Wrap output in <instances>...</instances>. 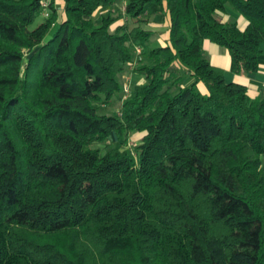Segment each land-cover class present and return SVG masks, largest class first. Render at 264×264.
<instances>
[{"label": "trees", "instance_id": "1", "mask_svg": "<svg viewBox=\"0 0 264 264\" xmlns=\"http://www.w3.org/2000/svg\"><path fill=\"white\" fill-rule=\"evenodd\" d=\"M44 1L0 0V264H264V99L204 49L258 74L264 0Z\"/></svg>", "mask_w": 264, "mask_h": 264}, {"label": "rangeland", "instance_id": "2", "mask_svg": "<svg viewBox=\"0 0 264 264\" xmlns=\"http://www.w3.org/2000/svg\"><path fill=\"white\" fill-rule=\"evenodd\" d=\"M50 3V0H46ZM44 3V2H43ZM125 3L122 2V0H118L116 6L112 9L113 12L115 11H122L123 13L125 12ZM156 8V7H154ZM108 10H101L98 14L96 19H100L103 16L107 15ZM45 11L43 9L41 15L38 18V21L36 22L35 26H38L41 22L45 21L46 19H48L49 17H46L45 15ZM143 19L145 20V23L142 25L143 28H147V29H154L157 30L155 31V36L153 37L152 40V46L151 47H158L161 44V41L164 40L165 37V31L167 29V27H164L163 23H162V18L157 17L155 12L151 10V8L148 10V13L143 17ZM124 22V20H121L119 22V24H122ZM134 24H131V27H133ZM57 26L54 27L55 30ZM116 28V25L113 26V30ZM163 43V42H162ZM208 56V54H207ZM211 60V59H210ZM133 68L134 67H129L126 72L122 75V81L124 83V88H125V97L128 96L130 89L132 88V86L136 83H138L140 81V77L136 76L133 73ZM189 80L186 79L185 83H187ZM141 82V81H140ZM121 108H122V102H115L113 105H102L99 106V113L101 115H107V116H118L120 115L121 112ZM144 135L142 134H135L132 135L128 144L126 146H124L126 149L131 151V154L138 160L137 155L134 152L135 147L140 144L142 138Z\"/></svg>", "mask_w": 264, "mask_h": 264}, {"label": "crops", "instance_id": "3", "mask_svg": "<svg viewBox=\"0 0 264 264\" xmlns=\"http://www.w3.org/2000/svg\"><path fill=\"white\" fill-rule=\"evenodd\" d=\"M62 0H57V2H61ZM155 6L151 7V10L155 12L157 17L162 18V23L164 27H167L165 31L164 40L161 41L162 46L166 45L167 40L169 39V27L170 22L167 19H164L163 16L157 12L158 7L154 8ZM62 9V8H61ZM243 25L246 24L245 21L242 23ZM149 31L155 32L157 30L154 29H147ZM163 42V43H162ZM204 49L208 54L209 59H211L212 64L223 68L226 71V79L229 82L238 83L241 85L246 86L249 89V95L252 98H263L264 99V55L261 58V66L258 74L251 75V76H243L234 74L231 70L232 67V60L229 54V51L225 48H222L218 45L212 44L209 41H206L204 44ZM264 51V46H263ZM203 91H205V87L203 85L200 86Z\"/></svg>", "mask_w": 264, "mask_h": 264}, {"label": "built area", "instance_id": "4", "mask_svg": "<svg viewBox=\"0 0 264 264\" xmlns=\"http://www.w3.org/2000/svg\"><path fill=\"white\" fill-rule=\"evenodd\" d=\"M48 7H49V2L48 1H44V3H43V9L46 12L45 13L46 17H49ZM140 52H141V50H138V53H140Z\"/></svg>", "mask_w": 264, "mask_h": 264}]
</instances>
